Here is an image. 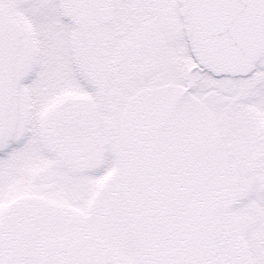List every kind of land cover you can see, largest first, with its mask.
I'll return each instance as SVG.
<instances>
[{
    "label": "snow or ice",
    "instance_id": "1",
    "mask_svg": "<svg viewBox=\"0 0 264 264\" xmlns=\"http://www.w3.org/2000/svg\"><path fill=\"white\" fill-rule=\"evenodd\" d=\"M0 264H264V0H0Z\"/></svg>",
    "mask_w": 264,
    "mask_h": 264
}]
</instances>
